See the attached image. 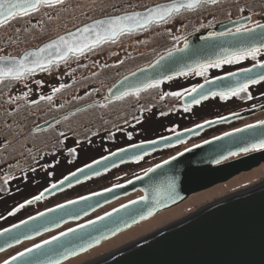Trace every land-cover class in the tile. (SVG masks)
I'll return each instance as SVG.
<instances>
[{
  "label": "snow or ice",
  "instance_id": "1",
  "mask_svg": "<svg viewBox=\"0 0 264 264\" xmlns=\"http://www.w3.org/2000/svg\"><path fill=\"white\" fill-rule=\"evenodd\" d=\"M96 3V0H93ZM235 7L237 15L232 18L231 8H225V14L229 17L227 21H216L213 9H217L224 5ZM71 7L70 0H0V28L6 27L9 22L18 18H31L36 14L47 16L49 20L58 18L60 12L66 11ZM81 7V5H77ZM49 11H43V10ZM108 9H112L111 12ZM139 9V10H137ZM56 11V17H53L50 12ZM75 10V9H73ZM91 11L104 12L105 14L98 18L88 17L89 22L78 25L75 30H68L66 33L58 35L55 38L46 41L43 46H38L34 49H26L22 53L13 55L6 53L5 49L0 47V93L3 88H9L17 83H24L28 87L27 81L32 79L38 72L51 74L53 70H58L61 65L68 66L74 61L81 69H87L91 66L102 67L109 69L114 66L123 65L125 58L119 59L114 64L107 62L102 65H97L96 61L92 65L82 64L80 61L89 54H95L97 50H103L106 45L119 44L124 37H136L153 29H163L170 40L171 45L166 47V51L159 54L152 62H149L145 67H138L135 71H131L125 75L116 84L107 89L108 96L103 97V102L92 100L86 105H81L77 111L72 112V116L79 113H88L89 110L108 109L110 105H115L118 102L126 100L139 101L143 93L160 90L165 82H171L179 77L198 76L203 78V83L194 84L191 87L183 88L181 91L163 92L160 99L165 97H173L178 100H186L183 105L184 112H190L193 105H200L202 102L210 98H219L227 101L231 98H240L244 100H252L253 94L250 91L254 86L264 83V2L257 4L255 0H160V2L152 5H133L124 4L121 7V0H108L107 3L101 2ZM208 12L212 16L211 20L206 22L200 21L198 26L194 25L189 31V23L185 22L186 18L193 14ZM246 13V14H245ZM87 16V12L84 13ZM254 17H259L254 19ZM199 19V17H198ZM222 25L220 30L216 29V23ZM38 23H43L39 20ZM34 27V26H33ZM175 29V31L173 30ZM202 29H207L205 35L201 36V43L194 45L189 39L190 35L199 32ZM28 30V29H25ZM19 32L20 29H16ZM18 43L19 41H11ZM143 43V41H137ZM113 56L119 53L113 52ZM250 61L251 66L241 67L236 71H228L223 75L209 78L210 69H223L225 66L240 65L243 62ZM76 71L75 68L66 72V75L71 76ZM97 72H93L92 76H97ZM88 79V77H85ZM37 85H41V81H34ZM76 83V81H73ZM71 86L66 83H59L58 86L53 85L50 94H43L37 100H31L30 104L39 105L41 101L48 102L54 108L63 109V103L56 105L55 97ZM31 88L28 92L22 94L23 99L27 102L31 93ZM100 92L99 88L92 89L91 92H86L85 96H74L73 100H84L85 97H91ZM264 96V93H261ZM21 97L9 96L7 101L10 104L16 103ZM255 107V106H253ZM264 108V105L260 106ZM145 107L141 105V112L145 111ZM20 111L17 107L9 112L5 110V116H15ZM167 113L161 112L160 115ZM234 115H239L235 113ZM100 118L103 115L100 114ZM137 123L141 121L135 116L132 117ZM227 117H221L223 122ZM70 120V116L65 113L57 118L53 117V121L49 123L45 121V126L37 124L31 129L28 137H25L24 143L17 145L12 144L9 139V134L14 137L21 136V131H16L13 123L5 121L4 140L0 141V152H6L9 156L13 153L24 155L25 151L29 158L39 164L36 157L32 154V149L28 147L29 137L35 139L37 133H45L51 130L56 138V146L63 147L64 141L68 139L67 130H60L57 125L62 121ZM128 121L125 120V123ZM107 123V121H105ZM207 124H212L213 121H205ZM18 127V125H17ZM197 128H202L203 124H197ZM260 128L262 131L258 134L259 138L239 151L248 153L250 151L264 150V119L259 120L255 124H248L245 128L235 129L236 133H242L247 130ZM175 132V129H171ZM193 131V129H186ZM96 133H94L95 135ZM175 143H169L172 140L171 136H161L159 139L141 141L139 143L129 144L127 147L119 148L117 151L110 152L109 155L103 156L101 159L94 160L90 164L77 169V171L64 176L59 184L52 183L50 188H45V192H51L52 189L58 188L67 182L68 187H72L73 183L79 184L82 180L91 179L93 176H100L102 170L94 168L95 165H100L102 162L109 161L111 158L120 156V163L126 162V159H131L137 163L143 161L150 152H155L156 145L163 142L164 148H172L177 144H183V133H175ZM225 136H231L233 133H225ZM254 135H256L254 133ZM129 139L131 134L129 133ZM220 139V137H215ZM244 139V138H241ZM91 142L87 136L84 140L77 139L76 145ZM205 144L211 143L210 140H205ZM193 147L199 148L196 144ZM133 151L131 157H125L124 153ZM192 148H185L184 151L178 152L176 155L164 159L161 163L155 164L154 167H149L143 171V176H148L150 173H155L157 169L164 168L165 165H170L176 161L178 157L184 156L185 152H191ZM68 156L77 155V147H70L67 151ZM237 152H232L230 155L235 156ZM8 157L0 156V162ZM227 159V157H224ZM59 161H57L58 163ZM71 160H69V163ZM215 163L219 164L220 159H216ZM117 162L112 159L111 164H104L103 171H107L110 167H116ZM9 168L13 165L9 164ZM16 167H19L17 162ZM41 168L46 166L41 165ZM89 170V171H86ZM35 172V168L29 169ZM23 178L27 180V172H22ZM51 175V173L49 174ZM143 176H137L136 179H143ZM14 176L5 174L3 184L7 185ZM128 183H132L129 181ZM116 188L123 187L117 184ZM4 189L0 187V191ZM155 195L152 197L154 202L153 207H149L146 214L141 213L139 219H145L146 216H151L156 210V206L162 203V198L175 201V184L170 182L167 186V191L160 188L151 189ZM112 188H106L103 192H93L88 196H81L78 199L68 200L65 204H59L55 208H49L47 212H41L37 216H30L27 220H22L19 224H13L11 228H5L0 231V237L6 238L0 243V252L5 248L13 247V244L21 243L22 240H32L35 236H40L43 232H50L53 228H59L61 224H66L69 219L79 220L82 216H87L89 210H95L100 204V201L88 203L93 197L103 195L104 192H112ZM44 196V192L34 196L32 199L25 201L26 204H32L34 201L40 200ZM140 201L148 203L150 200L148 192L142 195ZM84 204L81 207H75ZM136 204L138 201H131ZM25 204H20L13 212L8 215H14L23 208ZM127 208L128 205H122ZM119 212V209H114ZM52 215H49V214ZM112 213H106L105 216H99L96 220H88L86 223L78 224L76 227H69L66 231L59 232L58 235H52L50 239H44L41 243H35L32 247L26 248L24 251L12 256L11 259H6L3 264H65L72 257H79L82 253H86L90 248L95 247L101 239H107V234L102 232V229L97 228L98 221H104L106 217H111ZM37 221H39L37 223ZM31 222V223H30ZM133 223L136 218L133 217ZM116 223V221H113ZM24 226L23 231H16ZM127 226V222H125ZM107 227V226H105ZM112 234H115L116 229H112ZM95 232H101L99 236L94 235Z\"/></svg>",
  "mask_w": 264,
  "mask_h": 264
},
{
  "label": "rangeland",
  "instance_id": "2",
  "mask_svg": "<svg viewBox=\"0 0 264 264\" xmlns=\"http://www.w3.org/2000/svg\"><path fill=\"white\" fill-rule=\"evenodd\" d=\"M142 0H127L129 3H135V5H139ZM149 2H154V0H148ZM101 0H96V3H93V0H70L71 7L67 8L66 11L60 12L58 18H54L49 20L47 16H42L41 14H36L31 18H18L8 23L6 27L0 28V47L5 49L6 53H11L13 55H17L22 53L26 49H30L33 47H37L40 44L52 39L68 30L74 29L76 26L89 22L88 17L98 18L99 16L104 15V12L91 11L92 8L96 7ZM103 2L107 3L108 0H103ZM126 0H121V5L124 4ZM243 3V0H241ZM257 4L264 2V0H255ZM147 3V0H146ZM153 3L149 4L152 5ZM77 5H81V7H77ZM225 8H231L232 11V18H235L237 15L235 7L231 5H224L217 9H213L212 11L215 14L216 21H226L229 17L225 14ZM75 9V10H73ZM43 11H49L47 9ZM57 10H51L50 14L53 17H56ZM109 12L112 9H108ZM87 12V16L84 13ZM246 14V13H245ZM199 17V19H198ZM259 17H254V19ZM212 16L208 14V12H203L200 14H193L186 18L185 22L191 21L189 23L188 30L191 31L194 25L198 26L200 21L206 22L207 20H211ZM39 20H43V23H38ZM218 24V22L216 23ZM34 26V27H33ZM16 29H20L19 32H16ZM28 29V30H25ZM175 31V29H173ZM11 41H19L18 43H12ZM137 41H143V43H138ZM171 45L170 38L164 34L163 29H153L151 32L136 36V37H124L120 41L119 44L116 45H106L104 46L103 50H97L95 54H89L85 58H83L80 63L92 65L93 61H96L97 65H102L103 63L107 62L109 64H114L119 59L125 58V63L123 65L114 66L109 69H103L102 67L98 66H91L87 69H81L78 64L74 61L70 62L68 66L61 65L58 70H53L51 74L38 72L32 79H29L26 83L28 87L24 86V83H17L14 86L9 88H3L2 93H0V112H5V110L11 112L17 107L20 108V111L12 116L13 120L16 122V128H28V132H25L22 137L13 145H19L24 143L25 137H28V134L31 129L35 128L37 124L42 123L43 121L57 116L59 114L65 113L71 109H74L84 103L90 102L92 100H96L104 95L108 94L107 89L111 87L119 78L123 75L128 73V71H132L134 68L137 67L138 62H145L147 59H151L150 57L154 54H161L166 51V47ZM116 52L119 53L117 56H113L112 53ZM5 54V53H0ZM228 67V66H226ZM75 68L76 71L71 76L66 75V72L70 71V69ZM221 69H210L213 73L219 72ZM97 72L98 75L93 77L92 73ZM210 73V72H209ZM88 77V79H85ZM41 81V85H37L34 81ZM76 81V83H73ZM66 83L69 84L71 87L64 90L62 93L57 94L55 97V104L59 105L63 103L65 107L63 109L54 108L51 104L45 101H41L39 105L30 104L31 100L39 99L40 95L43 94H50L51 88L53 85L58 86L59 83ZM175 85V79L171 82H167L162 86L160 90H152L142 94V97L139 101L135 100H126L124 102H118L115 105H110L108 109H95L89 110L88 113H79L77 115L72 116L70 115V120L62 121L60 125L56 127L60 130H67L68 139L64 141V146L58 147L56 146V138L51 132V130L46 131L45 133H37L35 139L29 137L28 139V147L32 149V154H38V161L39 164L35 163L31 158L28 157L27 152L24 155H20L18 153H13L15 156L13 157L14 166L12 168H8L10 175L14 176L19 173V175L14 176L16 179L22 177L20 179V184L23 185L22 181L29 182V184L33 181L41 182L38 186H28L24 189V194L26 196H32L37 193V189L40 186L45 184V181L48 180V177H60L65 172V166H62V160H67L68 158H72L73 161H81L85 160L86 156L91 155L92 152L100 151L101 149H105L108 147H112L114 144H118L120 142H126L129 139V133L131 136L138 132V127H143L144 124L148 125L149 120H144L143 122L137 123L132 117L135 116L137 119L142 121L143 117L145 119L149 115H153V113L159 114L160 112H169L171 110H177L179 107V100L173 97H165L164 99H160V95L163 92H167L169 90L173 91L171 88ZM31 88V93L28 97V101L26 102L22 94L28 92V89ZM99 88L100 92L98 94H94L91 97H85L84 100H73L74 96H85L86 92H91L92 89ZM170 88V89H169ZM253 94L252 100H246L248 106H258L264 104V96H261V93H264V84L254 86L250 89ZM256 92V95L254 94ZM21 97V99L17 100L16 103L10 104L7 101L8 97ZM245 101L244 99L240 98H231L230 101L233 102ZM224 101V100H223ZM103 102V101H102ZM141 105L145 107V111L141 112ZM222 105V104H221ZM220 105V106H221ZM212 106V104H211ZM219 108V106H218ZM220 109H225V105L221 106ZM228 111V110H227ZM225 111V112H227ZM221 112L216 113L217 115ZM100 114L103 115V118H100ZM156 116V115H155ZM264 118V111L255 114L252 117L245 118L240 120L239 122L233 124L231 127L244 125L253 121H258ZM34 120V121H33ZM125 120L128 122L125 123ZM107 121V123H105ZM18 125V127H17ZM143 125V126H142ZM0 128L3 129L4 125L0 123ZM31 128V129H29ZM227 127H220L215 129L214 131L210 132L207 136L215 135L218 132L225 130ZM0 129V131H1ZM151 130V129H146ZM94 133H96L94 135ZM87 136L90 143H100L101 147L98 145L96 147L86 149L85 153L80 156H68L67 151L70 147H76L77 139L84 140V137ZM13 136L10 134L9 139ZM17 139V138H13ZM114 141V142H113ZM133 141V140H132ZM87 142V141H85ZM84 142V143H85ZM83 144V143H82ZM80 144V146L82 145ZM183 147V146H182ZM180 147V148H182ZM79 147L77 146V150ZM106 151V150H105ZM173 152V151H171ZM160 153L157 155H153L148 157L143 163L139 164H129L125 165L124 167L117 169L110 173L109 175H105L103 177H99L98 179H92L91 181L87 182L84 187L81 188L80 192H73L69 196H76L77 194L86 193L90 191L97 190L99 188H103L120 181L126 180L128 178H132L134 175L144 171L148 167L152 165V163L159 161L160 159L167 156V154L171 153ZM76 156V157H75ZM80 157V158H79ZM37 160V159H36ZM57 161H59L57 163ZM79 161V162H80ZM17 162H19V167H16ZM61 164V165H59ZM44 165L45 168H41L40 166ZM35 168L36 171L32 172L29 169ZM71 168V166H70ZM260 173L255 179L254 182L251 179H248L250 182H245L240 185H236V187L227 189L223 193L234 192L235 190H241L248 188L253 184H262L264 183V166L259 170ZM22 172H27V180L23 178ZM51 173V175H49ZM255 172H252V174ZM250 176V175H249ZM248 176V177H249ZM243 178V177H240ZM11 181V180H10ZM235 181V180H234ZM15 184V179L12 181ZM233 182V181H232ZM229 182V183H232ZM227 185V183L225 184ZM223 185V186H225ZM4 190L3 193H7V189L3 185H0ZM216 189V188H213ZM212 189V190H213ZM217 193V191L215 192ZM214 193V194H215ZM223 193L218 192L215 194L214 197L211 199L207 198L206 203L210 200L214 199L215 197L221 196ZM213 194V195H214ZM64 195V196H63ZM139 194H134L130 196V198H124L119 200L105 208L98 210L95 214H93L90 218L100 215L107 210L125 202L129 199L136 197ZM65 194L58 195L56 198L52 200H41L37 202L31 209L32 211L38 210L40 207H50L57 203H60L66 200L69 197ZM195 197V196H194ZM26 198V197H25ZM195 199V198H194ZM195 202V201H194ZM192 203H186L184 206L179 207L175 210H170L166 213H162L158 217L154 218L152 222L149 224L142 223L136 228L131 229L129 232L122 234L123 236L128 235L130 232L133 233L137 231V234L127 238L126 240H122V235L117 236L112 239L108 243H113L118 240L115 244H112L104 249H101L102 245L98 246L101 250L91 255V251L87 252L86 254H82L81 257H75L65 264H84L90 260L96 259L99 256H102L118 247L126 245L127 243L139 239L140 237H144L147 234L154 232L156 229L166 225L167 223H172L180 218H183L185 215L189 214L191 211L192 213L195 212L199 203L196 204L194 207L185 210L188 206ZM183 205V204H181ZM180 205V206H181ZM182 210H185L182 212ZM176 211H181L178 214H174ZM27 214L29 212L27 211ZM30 216V215H29ZM89 219V218H88ZM155 221V222H154ZM154 222V223H153ZM16 223V222H15ZM148 225L146 228L145 226ZM69 226V225H68ZM7 227V226H6ZM5 228V227H4ZM130 233V234H131ZM53 233L46 234L43 237H39L34 240H29L21 243L20 245L11 247L3 252L0 253V263L4 260L8 259L9 257L13 256L14 254L24 250L25 248L30 247L31 245L40 242L41 239L45 238L46 236H50ZM121 237V238H120ZM120 238V239H119ZM115 240V241H114ZM121 240V241H120ZM120 241V242H119ZM104 244V245H106ZM103 245V246H104ZM98 248H95L97 250ZM94 252V251H93ZM90 254V255H89Z\"/></svg>",
  "mask_w": 264,
  "mask_h": 264
},
{
  "label": "water",
  "instance_id": "3",
  "mask_svg": "<svg viewBox=\"0 0 264 264\" xmlns=\"http://www.w3.org/2000/svg\"><path fill=\"white\" fill-rule=\"evenodd\" d=\"M221 27V24L216 25L217 30H220ZM72 30H75V28ZM206 32L207 29H203L199 32L194 33L193 35H190L189 39L192 44H200L202 42L200 37L205 35ZM44 43L40 44L39 46H43ZM34 48L36 47L30 49ZM125 75H128V73ZM124 76H122L120 79H122ZM120 79H118L114 84H116ZM106 96H108V94L96 99V101L101 102L103 101L102 98ZM182 102L183 104H185L187 101L182 100ZM87 103H84L82 105H86ZM261 105L249 110L239 112L238 116L234 115L235 113L222 116L227 117V119L223 122L220 121L221 117H216L207 120L213 121L212 124H207L204 122L201 123L203 124L202 128H197L195 125L191 128H188L193 129V131H186L185 129L179 131V133H183L182 139L185 141L191 136L200 134L205 129H209L211 127L220 125L221 123L231 122L235 119H239L241 117L263 111L264 108H261ZM80 106L65 113L70 115L73 111H77ZM65 113L59 114L54 117L59 118ZM45 121L51 123L53 121V117ZM45 121H43L39 125L45 126ZM261 131L262 129L260 128L247 130L242 133H236L234 130L228 132L233 133V135L231 136H225L223 134L221 136H218L220 137V139L212 138L210 139L211 143L205 144L203 142L199 144V148L191 147V152H185L184 156L178 157L176 161H173L170 165H165L164 168L157 169L155 173H150L148 176H143V174L140 175L143 176V179L138 180L136 179V177H134L129 180L132 181V183H128V181L127 183L120 184L123 185V187L120 188L112 186L110 187L113 189L112 192H104L101 196L93 197L92 201H89L88 203H95V201L98 200L100 201V204L95 208L94 211L89 210L88 215L113 201H116L137 191L142 192V195H145V193L148 192L150 197L148 203L140 201V196L133 199L135 201H138V203L136 204L130 203L131 201H133L130 200L122 204L128 205L127 208H123L122 205H120L114 208L119 209V212H115L114 209L106 212L112 213V216L106 217L104 221H98L96 227L102 229V232L107 234V239H101L100 242L95 246H98L105 240L116 236L117 234L129 229L132 226H136L141 221L147 220L150 217L158 214L159 212L181 203L193 193L222 183L235 176L236 174H239L242 171L250 170L253 167L258 166L259 164L264 162V150L252 153L247 156H242L231 161L222 162L224 161V157L228 158L229 156H231L230 153L237 152L239 154V150L241 148L257 140L259 138L258 134ZM254 133L256 135H254ZM168 136L172 137V140L168 142L175 143V140L177 138L176 134L173 133ZM162 145L163 142L160 145H156V151L164 149ZM117 150L118 149L114 151ZM133 151L141 150H130L128 153H124L121 155H124L126 158L131 157ZM106 155H109V153ZM112 159L117 162V166L133 161L131 159H126V162L120 163V156H117L111 158L109 161L102 162L100 165H95L94 168H100L102 170V174L106 172L103 171L104 164H111ZM216 159H220L221 162L219 164L215 163L214 161ZM112 168L114 167H110L108 170H111ZM75 171H77V169ZM86 171L89 170L86 169ZM170 182H174L175 184V193L177 194L175 201L162 198V203L159 206H156V210L151 216H146V218L142 220L139 219L141 213L146 214L148 208L153 207L154 205L152 197L155 195V193L154 191L149 190V186H151V189L153 190L156 188H160L164 191H167V186ZM56 183L59 184V181ZM74 185H76V183H73L72 186ZM67 187V182H65L64 185H60L58 188L52 189L51 192H45L44 189L42 191L44 192V196L38 201H41L42 199L53 195L56 192H59ZM95 192H103V190ZM88 195H91V193L83 196ZM78 198L79 197H76L70 200ZM67 201L60 204H65L67 203ZM36 202L37 201H34L32 204ZM83 204L84 202H81V205H77L75 207H81ZM25 205L30 204L25 203ZM56 206L57 205L50 208H55ZM48 209L49 208L41 212H47ZM39 213L31 216H37ZM106 213L100 216H105ZM49 215L52 214L50 213ZM84 217L85 216H82V218ZM133 217L136 218L135 223L132 222ZM28 218L23 220H27ZM81 219H69L68 222H78ZM96 219L97 217L91 220ZM21 221L15 224H19ZM113 221H116V223H113ZM38 222L39 221H37V223ZM125 222H127V226L125 225ZM12 225L6 228H11ZM62 225L64 224H61V226ZM4 229L0 231H3ZM23 229L24 226L21 225V229H14L13 231H23ZM55 229L57 228H53L52 231H54ZM112 229H116L115 234H112ZM45 233L48 232H43L41 235ZM101 234V232L94 233V235L96 236H99ZM7 235L8 234H5V237H0V243L3 242ZM37 237L39 236H35L33 239ZM24 241L27 240H22L21 243ZM21 243H14L13 247ZM7 249L9 248H5V250ZM11 257L8 259H11ZM0 264H3V262H1ZM97 264H264V185L246 192L244 191L238 195H232L223 200H218L217 202L212 203L209 206H206L205 208L192 213L191 216L180 219V221L172 224L166 229H163L158 233L147 237L146 239L131 246L130 248L119 252Z\"/></svg>",
  "mask_w": 264,
  "mask_h": 264
},
{
  "label": "bare ground",
  "instance_id": "4",
  "mask_svg": "<svg viewBox=\"0 0 264 264\" xmlns=\"http://www.w3.org/2000/svg\"><path fill=\"white\" fill-rule=\"evenodd\" d=\"M157 58V57H156ZM154 60V59H153ZM152 60V61H153ZM151 61V62H152ZM148 64V63H147ZM147 64H145V65H147ZM145 65H142V66H145ZM142 66H139V67H142ZM138 68V67H137ZM137 68H135V69H133L132 71H134V70H136ZM233 67H231V69L230 68H227V69H230V70H228V71H236L237 69H238V67H235V69H232ZM240 68V67H239ZM228 71H225V72H228ZM131 72V71H130ZM129 73V72H128ZM224 74V73H223ZM223 74H220V75H223ZM215 76H219V74L218 75H214V76H212V77H215ZM212 77H210V78H212ZM167 82H165V84H166ZM170 89V88H169ZM173 91H178L176 88H175V86H173L172 88H171ZM167 92H169V90L167 91ZM171 92V91H170ZM211 99V98H210ZM247 102H249V101H243V102H236L235 104H234V106H232L231 105V107H227V106H225V109H224V116H226V115H230V114H234V113H239V112H242V111H245V110H249V109H252V108H254L253 106L252 107H247L248 106V104H247ZM183 102H182V100H179V107L180 108H178V109H181V110H183ZM256 107V106H255ZM193 108H196V110H198V116H200V115H205V117H202L200 120H198L196 123H194V124H192V125H185V126H182V127H179L180 126V121H177L176 119H175V117H174V115L173 114H175L176 113V111H173V114H171L170 113V111L169 112H165V113H167L166 115H160V113L159 114H156V113H153V115H149L146 119H145V117H143V119H142V121L141 122H143L144 120L146 121V120H149V123H148V125H147V127H146V125L144 124V126L143 127H138L139 128V130H138V132H136V134H133L132 136H131V139L133 140H127L126 142H124V145H122V146H120L119 148H122V147H125V146H128L129 144H132V143H139V142H141V141H147V140H152V139H157V138H160L161 136H168V135H171V134H173V133H176V132H179V131H182V130H185V129H188V128H191V127H193V126H195V125H197V124H201V123H204L205 121H207V120H209V119H212V118H209L210 117V115L208 116V114H210V113H215L216 111H217V113L218 112H223V109H219V108H214L213 106H210V105H208V104H206V103H201L200 105H193L192 106V109ZM228 110V111H227ZM172 111V110H171ZM225 111H227V112H225ZM255 114H257V113H254V114H250V115H248V116H245V117H241V118H239V119H235V120H233V121H231V122H226V123H221L220 124V126H222V127H224V126H226L227 128L225 129V130H223V131H221V132H218V133H216L215 135H212V136H207L206 134H204V135H202L205 131H208L207 129H205L203 132H201L200 134H198V135H194V136H191L189 139H187V140H185V143H183V144H177L175 147H172V148H164V149H161V150H158V151H155V152H152V153H150L148 156H146L145 157V159L143 160V161H140L139 163H143L146 159H148V157H151V156H153V155H157V154H160V153H167V152H171V151H173V152H171V153H169V154H167V156H165L164 158H162V159H160L159 161H156V162H154V163H152V165L150 166V167H153V166H155V164H157V163H161L164 159H168L170 156H172V155H176L178 152H182V151H184V149L185 148H191V147H193L194 145H196V144H201V143H203L205 140H210V139H212V138H215V137H218V136H221V135H223V134H225V133H228V132H231V131H234L235 129H237V128H243V127H245L246 125H248V124H255V123H257L258 121H253V122H250V123H247V124H244V125H240V126H234V127H231L233 124H235V123H237V122H239L240 120H243V119H245V118H249V117H252V116H254ZM71 115V114H70ZM69 115V116H70ZM156 115V116H155ZM219 117H222V116H219ZM214 118V117H213ZM264 119V118H263ZM262 120V119H261ZM144 121V122H145ZM154 124H160V125H162V126H160V128H158L157 130H155V131H151V130H146V129H151V126L152 125H154ZM212 128V127H211ZM171 129H175V132H173V131H171ZM147 132H151V134L149 135H147L146 133ZM201 135V136H200ZM100 146L101 147V145H100V143H89V142H85V143H83L81 146L79 145L78 147H79V149L77 150V155L76 156H81L82 154H84L85 153V151H86V149H90V148H93V147H96V146ZM183 146V147H182ZM76 147H77V145H76ZM180 147H182V148H180ZM119 148H117V149H119ZM259 151H261V150H259ZM255 152H258V151H250V152H248V153H244V152H240L239 154H237V155H235V156H229L227 159H224V161H222V162H227V161H231V160H234V159H237V158H239V157H242V156H247V155H250V154H252V153H255ZM98 152H96V151H94V152H92V150H91V155L90 156H86V162H79V161H73L72 160V158H68L67 160H62V166H65V169H64V171L63 172H65L63 175L64 176H66V175H68V174H70V173H72L73 171H75L76 169H78V168H80V167H82V166H84V165H86V164H89V163H91V162H93L94 160H97V159H99V158H101V157H103L104 155H99V154H97ZM106 155V154H105ZM69 160H71V162L69 163ZM84 161V160H83ZM139 163H137V162H135V161H132V162H128V163H124V164H122V165H120V166H117V167H114V168H112L111 170H108V171H106V172H104V173H102L100 176H93L91 179H88V180H85V181H82L81 183H83V182H86V181H90V180H92V179H98L99 177H103V176H105V175H109L110 173H112L113 171H115V170H117V169H120V168H122V167H124L125 165H129V164H139ZM59 165H61V164H59ZM70 166H71V168H70ZM264 166V162H262L261 164H259L258 166H255V167H253L252 169H250V170H247V171H242V172H240L239 174H236L235 176H233V177H231L230 179H228V180H226V181H224V182H222V183H219V184H216V185H214V186H211V187H209V188H207V189H204V190H201V191H198V192H196V193H193V194H191L188 198H186L184 201H182L181 203H179V204H177V205H175V206H173V207H170L169 209H166V210H163V211H161V212H159L158 214H156V215H154L153 217H150L149 219H147V220H143V221H141L139 224H137L136 226H132V227H130L129 229H127V230H125V231H123V232H121V233H119V234H117L116 236H114V237H112V238H110V239H108V240H105L104 242H102L101 244H99L98 246H100V245H104V244H106L107 242H109V241H111L112 239H114L115 237H119V236H121L122 234H124V233H126V232H129L131 229H133V228H136V227H138L139 225H141L142 223H146V224H149L150 222H152L153 221V219L154 218H156V217H158L159 215H161L162 213H166V212H168V211H170V210H175V209H177V208H179V207H182V206H184L186 203H192L190 206H188L185 210H187V209H190V208H192V207H194L196 204H198L199 203V206L197 207V209L195 210V212H197V211H199V210H201V209H203V208H205L206 206H209L210 204H212V203H215V202H217L218 200H223V199H225V198H228V197H230V196H232V195H238V194H240V193H242V192H246V191H249V190H252V189H254V188H256V187H259V186H262V185H264V183H262V184H258V185H256V184H253V185H251V186H249L248 188H245V189H241V190H235L234 192H229V193H223V192H225L227 189H230V188H233V187H236V185H240V184H242V183H245V182H250V181H248V179H251L252 178V180H253V182H254V180L255 179H253V178H256L258 175H259V173H260V171L259 170H261V168ZM149 168V167H148ZM252 172H255V173H253L252 174ZM143 174V171L142 172H140V173H138V174H136V175H134L132 178H134V177H137V176H140V175H142ZM250 175V176H249ZM63 176V177H64ZM249 176V177H248ZM62 177V178H63ZM240 177H243V178H240ZM62 178H56V177H53V176H51V177H48V180L47 181H45V184H43L42 186H40L39 187V189H37L36 191H37V193L35 192V194H33L32 196H29V197H27V199H25L21 204H25V201H27V200H29V199H31V198H33L34 196H36V195H39L45 188H48V187H50L51 186V184L52 183H56V182H58V181H60ZM132 178H128V179H126V180H123V181H120V182H118V183H115V184H112V185H109V186H106V187H103V188H99V189H97L96 191H101V190H104V189H106V188H110V187H112V186H115V185H117V184H124V183H127L129 180H131ZM235 180V181H234ZM233 181V182H232ZM42 182V181H41ZM41 182H39V184L38 183H36L35 184V186H38V185H40L41 184ZM229 182H232V183H229ZM81 183H79V184H76V185H74V186H72V187H67V188H65V189H63V190H61V191H59V192H56L55 194H53V195H50V196H48V197H46V198H44L45 200H47V199H49V200H52V199H54V198H56L58 195H62V194H65V195H67V196H69L71 193H73L74 191H77L80 187L82 188V187H84L85 185H80ZM227 183V185H225ZM223 185H225V186H223ZM213 188H216V189H213ZM213 189V190H212ZM217 191V193L218 192H221V193H223L221 196H219V197H215L214 199H212V200H210L209 202H207L206 203V200H207V198H209V199H211L212 197H214L215 196V194H217V193H215ZM137 192H140V191H137ZM137 192H135V193H137ZM135 193H131V194H129V195H127V196H125V197H122V198H120V199H118V200H116V201H113V202H111V203H109V204H107V205H105L104 207H102V208H105L106 206H109V205H111V204H113V203H115V202H117V201H119V200H122V199H124V198H130V196H133ZM141 194L139 195V196H136V197H134V198H132V199H129L128 201H130V200H133V199H135V198H138V197H140V196H142V192H140ZM215 193V194H214ZM214 194V195H213ZM64 196V195H63ZM195 196V197H194ZM212 196V197H211ZM72 197H75V195L74 196H69V197H67L66 199H69L70 200V198H72ZM195 198V199H194ZM73 199V198H72ZM43 200V199H42ZM128 201H125V202H123V203H121V204H119V205H117V206H115V207H113V208H111V209H109V210H107L106 212H108V211H110V210H112V209H114V208H116V207H118V206H120V205H122V204H124V203H126V202H128ZM195 201V202H194ZM37 202H40V201H37ZM37 202L36 203H34V204H30V205H25L24 207L26 208V210L29 212V214H31V213H33L34 211H32V207L34 206V205H36L37 204ZM181 204H183V205H181ZM181 205V206H180ZM48 207H44V208H42V207H40L38 210H36L33 214H31V215H34V214H36V213H39V212H41V211H43V210H45V209H47ZM102 208H100V209H102ZM25 210V211H26ZM185 210H182V212L183 211H185ZM106 212H104V213H106ZM181 213V211H176V212H174V214L176 213V214H178V213ZM96 212H93V213H91L90 215H87V216H85L84 218H82L80 221H78V222H73V221H71V222H67L66 224H64V225H62L61 227H59V228H57V229H55L54 231H51V232H48V233H45V234H43V235H41V236H39L40 238L41 237H43V236H45L46 234H49V233H53L52 235H57V234H59V232H61V231H66L67 230V228H69V227H74V226H76V225H78V224H80V223H83V222H86V221H88V220H91V219H93V218H96V217H98V216H100V215H102V214H104V213H102V214H100V215H97V216H95V217H92V218H90L93 214H95ZM30 215V216H31ZM192 215V211L189 213V214H187V215H185L183 218H187V217H189V216H191ZM29 217V215L28 216H26V217H24V218H22L21 220H23V219H26V218H28ZM89 218V219H88ZM180 219H182V218H180ZM180 219H178V220H176V221H174V222H172V223H167L166 225H164V226H162V227H160V228H158V229H156L154 232H152V233H150V234H147V235H145L144 237H140L139 239H136V240H133V241H131V242H129V243H127L126 245H123V246H121V247H118V248H116V249H114V250H112V251H110V252H108V253H106V254H104V255H102V256H99V257H97L96 259H93V260H90V261H88V262H86V263H84V264H97V263H99V262H101V261H103V260H105V259H108V258H110L111 256H113V255H115V254H117V253H119V252H122V251H124V250H126V249H128V248H130L131 246H133V245H135V244H137V243H139V242H141L142 240H144V239H146L147 237H149V236H152L153 234H155V233H158L159 231H161V230H163V229H166L167 227H169V226H171L172 224H175V223H177L178 221H180ZM21 220H19V221H21ZM155 220V219H154ZM19 221H17V222H19ZM16 222V223H17ZM155 222V221H154ZM153 222V223H154ZM13 224H15V223H13ZM146 224H144V225H146ZM69 225V226H68ZM148 225H146L145 227L146 228H148L147 227ZM131 233V232H130ZM128 234V235H126V236H123L122 235V240H126L127 238H129V237H132V236H134V235H136L137 234V231H135V232H133V233H131V234ZM52 235H50V236H46L45 238H43V239H41L40 240V242H42L44 239H49V238H51V236ZM39 237H37V238H39ZM121 238V237H120ZM119 238V239H120ZM115 241V240H114ZM121 241V240H120ZM119 241V242H120ZM106 242V243H105ZM116 242H118V240L117 241H115V242H113V243H108V244H106V245H102V246H100V247H102L101 249H104V248H106V247H108V246H110V245H112V244H115ZM98 246H95V247H93V248H91V249H89L87 252H89V251H91V255H93V254H96V253H98L101 249L100 248H98ZM95 248H98L97 250H95ZM94 251V252H93ZM86 252V253H87ZM86 253H82L83 255L84 254H86ZM81 254V255H82ZM89 254V255H90ZM81 255H80V257H81ZM73 258H75V257H72V258H70V260L71 259H73ZM69 261V260H68ZM72 261V260H71ZM67 262V261H66Z\"/></svg>",
  "mask_w": 264,
  "mask_h": 264
},
{
  "label": "trees",
  "instance_id": "5",
  "mask_svg": "<svg viewBox=\"0 0 264 264\" xmlns=\"http://www.w3.org/2000/svg\"><path fill=\"white\" fill-rule=\"evenodd\" d=\"M154 2H157V0H154ZM151 3H153V2H149L147 0V3H146V0H142L141 3H139V5H149ZM124 4H133V5H135V3H129V2H127V0H126V2H124ZM123 5H121V7H123ZM158 55L159 54L152 55L150 57L151 59H147V61H145V62H138L137 67L145 65V64L151 62ZM130 71H128V72H130ZM199 82H201V79H194L192 81V84H196V83H199ZM185 85H188L187 81H185ZM235 103L236 102L230 101V102L221 103V104L223 106L225 105L227 107L228 106L231 107V105L234 106ZM215 104H219V103L217 101L213 102L212 106L214 108H218V106H219V109H220L221 106H222V105L220 106V105H215ZM209 105L211 106V104H209ZM173 111H176V113L173 114ZM170 113L174 115V117H175V119L177 121H180V126L179 127H182V126H185V125H192V124L196 123L198 120H200L202 117H205V115L198 116V110H196V108H193L190 112H187V113L184 112L181 109L172 110V111H170ZM216 113H217V111L215 113L208 114V116L210 115V117H211V116L215 115ZM11 117L12 116H5V112H0V123H2L4 125L3 129L0 128L1 129V131H0V141L4 140V133L6 131V129H5V121H7L8 123H13V121H14L13 118H11ZM160 126H162V125H160V124L152 125L151 126V131L157 130L158 128H160ZM13 127H14V129L16 131H21L22 130L23 134L25 132H28V128H21V129L16 128L15 123H14ZM29 129H31V128H29ZM23 134L21 136H19V137H14L13 136L11 138L12 144H15L17 142V140H19L20 137L23 136ZM146 134L150 135L151 132H147ZM9 136H10V134H9ZM13 138H17V139H13ZM122 145H124V142H120L118 144H114V145H112V147L101 149L100 151H98L97 154L104 155L108 151H113V150H115L116 148H118V147H120ZM25 153H26V151H25ZM0 156L8 157L7 159L3 160V162H0V185H3L5 187V189H7V193H3L2 191H0V229H2L4 227L9 226V225L21 220L22 218L34 213L33 212L31 214H27L26 208L23 207L18 212H15L14 215H8L9 212H13L17 207H19V205L25 199H27V196H26L27 194H24V192H23L24 189L26 187H28V186H31V185L35 186V184L38 183V182H36V181L33 182L32 181L29 184V182H24V180H23L22 181L23 185L21 186V185H19L21 183L20 179H22V177L20 176V178H18V179H16V177H14L15 184L12 182L14 179H12L11 181H9V183L7 185H4L3 184V177L5 176V174H10L9 169H8L9 168L8 165L11 164V165L14 166V163H13V159L14 158L13 157L15 156V154H12L11 156H9L8 153H6V152H0ZM34 156L38 157V154L34 153ZM36 159L38 160V158H36ZM80 162H86V159L84 161L81 160ZM17 175H19V173L14 175V176H17Z\"/></svg>",
  "mask_w": 264,
  "mask_h": 264
},
{
  "label": "flooded vegetation",
  "instance_id": "6",
  "mask_svg": "<svg viewBox=\"0 0 264 264\" xmlns=\"http://www.w3.org/2000/svg\"><path fill=\"white\" fill-rule=\"evenodd\" d=\"M227 21V20H226ZM218 24H220V23H218ZM218 24H216V25H218ZM203 30V29H202ZM196 33V32H195ZM249 66H251V62L250 61H246V62H243V63H241L240 65H232V66H228V67H224L222 70H220L219 72H217V73H213L212 71H209L210 73H209V78L210 77H212V76H214V75H220V74H223V73H226L225 71H228V70H230L231 69V67H233L232 69H235V67H249ZM227 68H230V69H227ZM194 79H201V82H199V83H202L203 82V78L202 77H198V76H189V77H187V78H185V77H179V78H176L175 79V88L178 90V91H181V90H183V88H186V87H191L192 85H194V84H192V81L194 80ZM185 81H187V83H188V85H185ZM196 84H198V83H196ZM262 84H264V83H262ZM262 84H260V85H262ZM185 85V86H184ZM258 86V85H257ZM264 92V91H263ZM255 95H256V92L254 93ZM215 101H217L219 104H215V105H221V103H227V102H229V100H227V101H223V100H221V99H219L218 97L217 98H211V99H208L207 101H204V102H202V103H206V104H213V102H215ZM236 101H238V100H236ZM260 112H262V111H260ZM259 113V112H258ZM218 116H224V113L223 112H221L220 114H215V115H213V116H211V117H209V118H213V117H218ZM220 127H222V126H220V125H217V126H215V127H212V128H209V129H207L208 131H205L202 135H204V134H206V135H208L210 132H212V131H214L215 129H217V128H220ZM201 136V135H200ZM114 142V141H113ZM119 148V147H118ZM117 149V148H116ZM110 152H112V151H108L107 153H110ZM106 153V154H107ZM105 155V154H104ZM76 157V156H75ZM65 175V174H64ZM64 175H61L60 177H58V178H62ZM91 181V180H90ZM87 182H89V181H86V182H83V183H81L80 185H86V183ZM81 191V187L78 189V191H76V192H80ZM94 191H96V190H94ZM94 191H90V192H86V193H79V194H77L75 197H72V198H76V197H79V196H82V195H85V194H88V193H91V192H94ZM135 194H141L140 192H137V193H135ZM139 195H137V196H139ZM72 198H70V199H72ZM66 200H69V199H66ZM66 200H64V201H66ZM187 200V199H186ZM64 201H62V202H64ZM61 203V202H60ZM58 204V203H57ZM56 205V204H55ZM53 206V205H52ZM51 207V206H50ZM49 208V207H48Z\"/></svg>",
  "mask_w": 264,
  "mask_h": 264
}]
</instances>
